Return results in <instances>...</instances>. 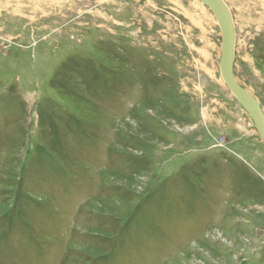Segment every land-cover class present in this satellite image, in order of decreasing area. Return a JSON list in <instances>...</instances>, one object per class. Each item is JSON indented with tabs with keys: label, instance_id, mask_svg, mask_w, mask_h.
Listing matches in <instances>:
<instances>
[{
	"label": "rangeland",
	"instance_id": "374dc122",
	"mask_svg": "<svg viewBox=\"0 0 264 264\" xmlns=\"http://www.w3.org/2000/svg\"><path fill=\"white\" fill-rule=\"evenodd\" d=\"M264 113V0H222ZM200 0H0V264H264V142Z\"/></svg>",
	"mask_w": 264,
	"mask_h": 264
},
{
	"label": "water",
	"instance_id": "95a60500",
	"mask_svg": "<svg viewBox=\"0 0 264 264\" xmlns=\"http://www.w3.org/2000/svg\"><path fill=\"white\" fill-rule=\"evenodd\" d=\"M215 15L221 30L222 52L220 58V71L222 80L248 113L256 126L264 142V113L259 102L235 79L234 55H235V27L232 15L221 0H200Z\"/></svg>",
	"mask_w": 264,
	"mask_h": 264
},
{
	"label": "bare ground",
	"instance_id": "6f19581e",
	"mask_svg": "<svg viewBox=\"0 0 264 264\" xmlns=\"http://www.w3.org/2000/svg\"><path fill=\"white\" fill-rule=\"evenodd\" d=\"M222 1V0H221ZM223 2V1H222ZM203 3V2H202ZM204 4V3H203ZM224 4V3H223ZM205 5V4H204ZM225 5V4H224ZM206 6V5H205ZM226 6V5H225ZM227 7V6H226ZM228 9V8H227ZM229 11V9H228ZM232 15V14H231ZM218 23V22H217ZM221 52H222V48H221ZM221 72V71H220ZM251 94V93H250ZM252 95V94H251ZM253 96V95H252ZM257 100V99H256ZM260 104V103H259ZM261 107V106H260Z\"/></svg>",
	"mask_w": 264,
	"mask_h": 264
}]
</instances>
